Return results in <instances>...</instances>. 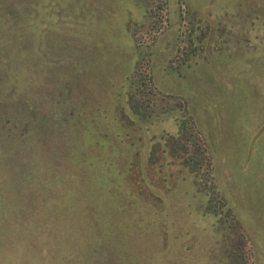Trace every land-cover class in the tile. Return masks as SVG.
<instances>
[{
    "label": "rangeland",
    "instance_id": "rangeland-1",
    "mask_svg": "<svg viewBox=\"0 0 264 264\" xmlns=\"http://www.w3.org/2000/svg\"><path fill=\"white\" fill-rule=\"evenodd\" d=\"M193 23L209 45L173 82L158 55L173 40L179 63ZM176 98L232 213L217 196L205 207L208 153L200 194H165L183 162L154 124L176 134ZM241 261L264 264V0H0V264Z\"/></svg>",
    "mask_w": 264,
    "mask_h": 264
},
{
    "label": "flooded vegetation",
    "instance_id": "flooded-vegetation-1",
    "mask_svg": "<svg viewBox=\"0 0 264 264\" xmlns=\"http://www.w3.org/2000/svg\"><path fill=\"white\" fill-rule=\"evenodd\" d=\"M145 1V0H143ZM150 10V9H149ZM147 8H144L143 10V14L144 16L146 17L147 21H149V23H151V20H150V17H151V12L153 11V9H151L149 11V13L147 12ZM184 13V12H183ZM185 14V13H184ZM189 15L191 14V12L188 13ZM186 15V14H185ZM209 15L212 16V13L210 12ZM194 16V14H193ZM152 20H154V18H152ZM138 22H141L140 19H137V20H132V24H136ZM137 25V24H136ZM169 26V25H168ZM202 25H200V23H193L191 25V28L189 29V33L191 34V37L189 40H187V45L189 46V51H188V54H183L181 58H178L179 59V63H175L174 67H172L170 65V61L172 60V58L174 57V53H175V50L174 48L176 47V44L173 42V40L169 41V43L167 45H164V48H165V52H169L171 53L169 55V57H167L166 53L165 52H162V55H158L159 58H161L162 60L160 61V68L159 70H162L163 71V74L164 76L168 75L172 78V81L173 82H177L179 83V80L180 81H183L185 82L186 80H184L185 78L182 76V68L186 67L187 65H190L188 66V70L191 71V69L193 68V61L197 59L198 56L200 55H204V52L205 50L207 49V47L205 46V43L207 42L205 39H204V35H202V37H199V33L202 32ZM169 30L173 29L171 27H168ZM211 41V40H210ZM209 41V42H210ZM134 42H135V39H134ZM158 41H156L157 43ZM136 43V42H135ZM156 43L153 45V47H150L151 50L155 47ZM137 44V43H136ZM208 42H207V46H208ZM205 47V48H204ZM139 50L143 49L142 53H146L148 55H153V52H148L147 51V47H138ZM213 46L210 47V50H212ZM166 55V56H165ZM175 56H176V53H175ZM137 59H136V63H135V67H134V70L133 72L129 75L126 83L124 84V88H123V92L122 94L127 90V86H129V79L130 77H132V75L134 74L135 70H136V64H137ZM170 62V63H169ZM152 73V80H153V85H154V89L156 92H158V94L160 93V95H164L163 97H165L166 99L167 98H172L174 96H172L168 90H161L159 88H157V86L159 87V83H156L155 82V72L151 71ZM150 82V81H149ZM168 83H172V82H168ZM128 93L129 91H127V96H128ZM175 98V97H174ZM178 101H181L182 103V106L179 107L175 112L176 113H173V117L171 118L172 120L174 119L175 122L173 121V124L175 123V127L177 128V131H176V134L175 135H166L168 134L166 132V130L163 128V124L165 123L163 121V119L161 120V122H158V124H154L155 127L157 128V130H160V134L157 135L158 137L155 138V140H158V144H159V147L160 149L163 150V153L169 157H171V159L173 160H181L183 162L182 164V174L185 175V177L183 178V182L179 183L178 184V187L177 189H173V186L171 187L167 180L165 179V185L167 186L166 189L167 191H165V194L169 195L171 193H174L173 191H176V190H179L178 188L181 189V193H184L186 191V195H187V188L185 187V185L187 184H190L198 194L199 191L202 187L199 186V181L198 179L196 178V176H200V170L199 171H192V169L190 168L187 160L190 159V158H194L196 157V155H199V149L197 150V145H196V148H193V151L192 149L190 148L191 145H193L194 143V136H198L201 138L202 142H204L205 146H206V150H207V153L210 155L211 157V160H212V174H211V178L212 180L214 181V184H215V187L211 188V185L208 189V196H207V204L205 207H208L209 204L211 203V199L212 197L214 196H217V200L218 202L222 203L224 205V208H228L227 207V204L225 202V200L222 198V196L220 195V193L217 191V186H216V179L214 177V172H215V161H214V157H213V154L211 152V149H210V146L206 140V138L204 137V135L201 133V131L197 128L196 126V123L194 122V118L193 116H191V111H190V107H189V103L182 100V99H179V98H176ZM176 100V101H177ZM132 102H135L137 103L136 99H132ZM131 102V103H132ZM126 106H127V109L129 110L130 112V116L133 117V116H138L139 113L136 114L135 112V109L136 107H133L130 105V102H129V99L127 98L126 100ZM133 108V109H132ZM135 116V117H136ZM130 117V118H131ZM152 123L156 122L155 120H152L151 121ZM195 134V135H194ZM195 136V137H196ZM154 138V136H153ZM164 141V143H163ZM163 143V144H162ZM182 153L184 155H182ZM149 160L151 161H154L152 159V156L149 154L148 157H147V161L149 162ZM167 171H165L164 173L165 174H168L170 173V170L168 167H166ZM180 175V174H179ZM202 181V180H200ZM210 184V183H209ZM184 188V189H182ZM180 193V194H181ZM169 198V196L167 197ZM159 202H163V199H159ZM216 203V201L214 202ZM222 211H220V213H217L216 214V217H219V219H225L226 216L232 211L230 209H226L228 212V214H226L225 212H223V209H221ZM218 215V216H217ZM235 218V217H234ZM161 220V219H160ZM160 222H163L160 221ZM236 222V221H235ZM216 227L219 225L217 223H215ZM160 227V226H159ZM164 228V238H165V244L167 243V238H168V233H167V229L166 227H163ZM167 249L166 247L163 248V252H165ZM139 262V261H137ZM136 264V263H135ZM239 264H244V261H241Z\"/></svg>",
    "mask_w": 264,
    "mask_h": 264
},
{
    "label": "trees",
    "instance_id": "trees-1",
    "mask_svg": "<svg viewBox=\"0 0 264 264\" xmlns=\"http://www.w3.org/2000/svg\"><path fill=\"white\" fill-rule=\"evenodd\" d=\"M155 15H157V14H155ZM198 151H199V155H196V157L190 158V159L187 160L190 168L192 169V171H195V172L199 171L201 169V166L204 163V161H203L204 159L202 158L203 157L202 155L207 153L205 150L201 151V149H199Z\"/></svg>",
    "mask_w": 264,
    "mask_h": 264
}]
</instances>
